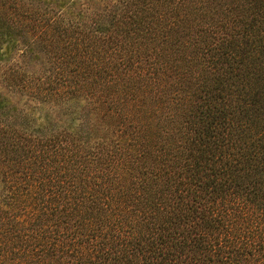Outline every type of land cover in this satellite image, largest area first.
Here are the masks:
<instances>
[{"label": "trees", "instance_id": "16d2710c", "mask_svg": "<svg viewBox=\"0 0 264 264\" xmlns=\"http://www.w3.org/2000/svg\"><path fill=\"white\" fill-rule=\"evenodd\" d=\"M0 264H264V0H0Z\"/></svg>", "mask_w": 264, "mask_h": 264}]
</instances>
